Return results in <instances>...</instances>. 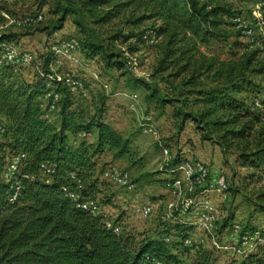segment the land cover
<instances>
[{"label": "trees", "instance_id": "1", "mask_svg": "<svg viewBox=\"0 0 264 264\" xmlns=\"http://www.w3.org/2000/svg\"><path fill=\"white\" fill-rule=\"evenodd\" d=\"M30 1L37 15L48 6L49 14L58 18L60 26L67 18L84 12L101 26L126 12L132 16L142 12L130 23L138 26L153 22L151 31L161 41L160 70L172 71L163 83L177 96L175 100L157 98V110L181 104L174 110L181 132L187 122H193L202 142H213L221 149L225 165L228 155L236 154L237 166L252 178L264 172V88L262 91L251 82V77H264V64L259 61L255 42H241L244 36L234 23L244 12L234 5L256 6L264 0H78L76 11L59 1ZM24 3L28 6V2ZM99 9L103 11L101 15L97 13ZM261 11L264 13V7ZM1 13L13 12L1 8L0 23L4 21ZM75 22L85 34L82 23ZM145 34L131 32L123 36L120 32L116 38L126 43L135 39L136 45H142ZM14 41L12 34L0 36V264H217L214 252L200 247H185L174 254L173 246L177 248L178 244L164 240L169 229L153 239L139 240L124 232L117 236L106 228L100 216L76 208L68 192L79 193L81 200L95 198L99 192L98 161L105 149L114 151L117 158L123 157L129 154L130 141L106 124L105 97L94 115L87 118L78 106L74 108L68 89L63 92L57 87L59 82H49L53 77L48 70L51 52L44 65L46 75H37L31 83L22 81L13 66L2 60L4 48ZM81 44L86 57L100 58L106 70H124L121 56L108 47L90 40ZM213 44L221 45L228 58L203 52ZM50 85L64 94L53 112L60 120L58 125L45 120L40 108L42 99L51 91ZM154 98L150 96V102ZM260 99L261 108H257ZM189 107L190 112L186 111ZM91 135L96 136V143H70V137L85 139ZM18 155L24 159L13 179L6 182L3 174L8 159ZM44 166L55 173L45 176ZM16 185L17 198L11 202ZM178 220L171 230L184 245L194 226ZM228 227L225 224L221 230ZM243 231L251 234L256 228L246 226ZM191 250L196 251L194 255ZM233 261L232 264H264V244Z\"/></svg>", "mask_w": 264, "mask_h": 264}, {"label": "rangeland", "instance_id": "2", "mask_svg": "<svg viewBox=\"0 0 264 264\" xmlns=\"http://www.w3.org/2000/svg\"><path fill=\"white\" fill-rule=\"evenodd\" d=\"M49 1L52 4L54 1H59L62 6L74 11L79 7L78 0ZM24 2H28V6H25ZM31 4L30 0H0V10L6 7L13 12L12 15L1 13L4 21L0 23V36L4 34L15 36V41L4 48L2 60H4L8 48H16L19 53L30 54L33 59L27 65L15 66L4 61L13 66L14 72L22 81L31 83L34 82L37 75H46L44 65L51 52L53 57L48 70L53 77H50L49 82H59L60 85L57 87L61 88L63 92L68 88L57 78L62 79L65 75H70L83 82L87 97L74 95L69 89L68 91L74 100V108L78 106L87 118L94 115V110L100 104L101 99L106 98L108 111L105 115V122L124 139L130 141L129 154L117 158L114 151L105 149V153L98 161L96 175L99 179V192L93 198L98 201L100 208L105 211V215L109 219L119 220L125 235L134 236L139 240L153 239L165 234L166 231L163 232V230L169 229L170 233L167 236L170 238L169 243L178 244L177 248L173 246V253L177 254L180 250L182 252L183 249H186V245L180 243L182 239L179 235L171 230L175 226L174 221L176 220L167 216L169 206L175 201L167 188V176L164 174L165 165L162 150L165 147L171 148L172 154H175L180 147L190 148L193 154L198 150L199 156L203 160L209 161L208 166L211 169L221 171L225 175L229 184L227 198L216 194L209 197L210 202L217 208L220 215L217 226L220 242L233 244V239H235V235L231 231L233 224L240 225L242 228L250 226L256 230L264 231V212L262 211L264 207V172L252 178L248 171L237 166L236 154H229L228 165H225L222 151L216 144L207 141L206 145L201 146L203 144H200V142L202 143L200 133L196 130L193 122H187L181 132L179 122L174 117L175 108L181 104L174 103L173 107H167L163 111L157 110L155 102L157 98L164 97L175 100L177 96L175 91L163 83V78L166 79L171 70L167 72L160 70L161 41L151 31L152 21H145L138 26H133L131 23L141 16L142 12H136L133 16L131 12H126L115 18L110 24L101 26L96 23V18H92L87 12H84L78 16L67 18L65 24L60 26L58 18L49 14L48 6L37 15L36 9L30 8ZM258 5L253 6L245 3L236 4L234 7L239 11H244L240 18L245 22V26L253 31L252 37H246L241 32L244 36L241 42L245 44L255 42L256 49L260 51L259 61L264 64V25L254 22L256 20L254 12L264 19V13L261 9L258 10ZM102 12L100 9L97 11L99 15ZM99 15L97 16L100 17ZM39 17L42 20H38ZM75 21L82 23V30L85 31V34L81 33V28ZM236 29L241 31V29ZM120 32H123V36L131 34V32L139 35L146 33L144 43L136 45L135 39L126 43L124 39L116 38ZM69 37H75L81 43L90 40L96 45L108 47L117 56H121L120 61L125 64L124 70L121 72L106 70L100 58L88 59L83 50L78 56L80 61L77 65L70 64L58 56L55 58L52 52L53 44ZM130 48H136L137 51L132 53ZM203 52L207 55L220 56L222 59L228 58L227 51L222 49L219 44H213L211 48L203 49ZM203 82L209 81L204 80ZM251 82H254L263 91L264 77H251ZM104 84L109 86L108 90L104 89ZM49 88L51 91L58 92V89L52 85ZM60 94L63 99L64 94ZM133 96H137L136 103L132 100ZM150 96H155L151 102ZM261 99L258 102L260 105ZM132 104H135L134 108L131 107ZM186 111L190 112L191 108H186ZM193 111L197 112V109ZM148 116L153 118L159 138L143 134L142 119ZM50 122L58 125L60 120L53 114ZM83 140H86L88 144L96 143V136L91 135L85 139L80 136L70 137V143L74 146L80 145ZM115 167L129 175L134 186L132 190L117 186L111 178L105 176L111 168ZM78 190L82 191L80 188ZM108 201L112 202L111 205L107 203ZM146 205L153 208V214L144 219L136 214V210ZM181 207L179 204L177 208L181 209ZM176 218L179 219L177 215ZM178 221L186 222V219ZM225 224H228L229 227L222 231ZM188 240L192 242V248L200 247L213 251L211 238L202 231L194 228ZM255 248L252 246L249 251H253ZM191 251V255L196 252ZM213 252L217 264H232L233 260H240L239 257L237 258L231 253ZM185 259L188 263L189 260Z\"/></svg>", "mask_w": 264, "mask_h": 264}, {"label": "built area", "instance_id": "3", "mask_svg": "<svg viewBox=\"0 0 264 264\" xmlns=\"http://www.w3.org/2000/svg\"><path fill=\"white\" fill-rule=\"evenodd\" d=\"M264 7V3L258 5V10ZM256 20L259 25H264V20L256 12H254ZM42 20L41 17L37 18ZM31 21V20H30ZM34 21V20H33ZM236 28L241 29V32L246 37H252L253 31L248 26H245V22L242 18H236L234 20ZM4 60L15 66H23L30 64L32 56L28 53H19L16 48L6 49ZM82 51L81 42L75 37L64 38L53 44L52 52L54 57H60L66 60L70 64H79V54ZM60 80L69 91L83 98L87 97L86 90L83 82L77 80L74 76L65 75ZM98 79V78H97ZM104 89L108 90V85H103ZM137 96H133L132 100L135 101ZM61 101V94L57 91H50L41 101V111L45 120L50 121L53 112L57 108V104ZM135 105V104H134ZM133 104L131 105L134 108ZM257 108H261V105L257 102ZM142 132L144 135H151L155 138H159V132L155 127L153 118L151 116L143 117L142 119ZM2 131V130H1ZM3 132V131H2ZM1 132V133H2ZM164 147V146H161ZM164 155V174L167 178V188L170 190L175 203L169 206V214L173 220H176V215L179 220H185L194 226L198 231H202L206 236L211 238V248L213 251L222 252L224 254L231 253L237 258L243 257L248 254L249 249L254 246L264 244L263 232L256 230L253 233H244L243 228L240 225L233 224L231 231L235 235L233 244L226 242H220L218 232L219 212L210 202L209 197L211 195H218L227 198L229 192V184L223 172L211 169L208 164L195 159L193 151L188 147L178 148L175 154H172L171 148H163ZM24 159L23 155H18L8 160L4 170V180L10 182L14 175L17 173ZM43 173L45 176H52L55 172L51 167L44 166ZM111 178L115 184L119 187L132 190L134 188L130 181L128 174L120 171L119 169L111 168L108 174L105 175ZM14 193L11 196V202L17 198L19 191L18 185L13 187ZM68 196L72 199L76 208L89 212L94 216H100L106 226V228L112 231L115 235L119 236L123 230L117 220L113 221L105 215V211L100 208L99 203L94 198H87L81 200L80 194L76 192H68ZM181 205V209H178V205ZM136 214L144 219L151 217L153 214V208L150 205L137 208ZM166 243L170 242V238L164 239ZM186 247H192V242L188 239L184 241Z\"/></svg>", "mask_w": 264, "mask_h": 264}, {"label": "crops", "instance_id": "4", "mask_svg": "<svg viewBox=\"0 0 264 264\" xmlns=\"http://www.w3.org/2000/svg\"><path fill=\"white\" fill-rule=\"evenodd\" d=\"M199 140V139H198ZM200 141V140H199ZM200 144H203V145H201V146H204V145H206L207 143L206 142H200ZM198 150H196L195 152H194V157H195V159H197V160H200V161H202V162H204V163H206V164H210V163H208L207 161H205V160H203L202 159V157H200L199 156V153L197 152ZM167 179V178H166Z\"/></svg>", "mask_w": 264, "mask_h": 264}]
</instances>
